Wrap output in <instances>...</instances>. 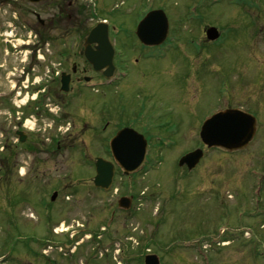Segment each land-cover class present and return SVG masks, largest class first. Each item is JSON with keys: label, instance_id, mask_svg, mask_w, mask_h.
I'll return each instance as SVG.
<instances>
[{"label": "rangeland", "instance_id": "374dc122", "mask_svg": "<svg viewBox=\"0 0 264 264\" xmlns=\"http://www.w3.org/2000/svg\"><path fill=\"white\" fill-rule=\"evenodd\" d=\"M69 1L73 4L64 14L73 19L61 21L62 0H0V246L10 233V248L16 247L20 263L44 264L41 252L53 258L57 250L54 245L42 248L40 240L48 234L46 228L57 224L54 234L72 226L70 237L85 240L76 252L78 264L97 249L99 259L90 264H120L121 258V264H143L134 251L145 252L147 244L161 264H264V0H95L98 17L91 14L89 1L65 3ZM151 9L166 13L169 41L142 49L134 31ZM36 13L47 25H40ZM99 18L121 30L117 64L125 77L103 89L115 95L110 113L125 111L132 120L142 114L155 125L146 133L152 138L146 165L129 178L117 172L119 194L138 197L125 214L120 240L109 246L98 245L89 230L97 227L96 213L116 203L119 195H103L93 186L96 159L110 158L107 145L98 142L113 132L84 133L81 128L87 113L95 119L89 127L101 130L99 109L89 114L87 107L83 113V104L77 108L72 94L64 96L57 115L34 113L32 123L27 122L41 139L51 136L55 143L60 138L62 149L18 151L17 158L10 157L11 133L20 126L11 112L18 107L11 97L13 86L28 73L31 82L48 77L44 65L53 69L58 61L61 34L64 68L79 61L67 47L80 46ZM209 25L221 31L218 43L204 44ZM24 42L29 48L20 50ZM142 54L152 59L143 60ZM229 107L257 116L255 139L240 152L207 149L199 136L201 125ZM196 148L205 153L196 169L179 167L180 157ZM54 190L55 203L50 199ZM7 212L15 214L19 231L10 228ZM103 216L104 211L99 218ZM120 248L124 252L116 259ZM18 256H10V264H18L11 263Z\"/></svg>", "mask_w": 264, "mask_h": 264}, {"label": "flooded vegetation", "instance_id": "af4514ba", "mask_svg": "<svg viewBox=\"0 0 264 264\" xmlns=\"http://www.w3.org/2000/svg\"><path fill=\"white\" fill-rule=\"evenodd\" d=\"M59 4H60L59 6L60 14L62 13L61 18H60L61 21L62 19H64L63 21L72 20L73 19L72 14L69 13L68 15H65L64 10H66L67 12L70 6L73 4V2L69 1L68 3H65V0H62V3H59ZM46 22L47 21L45 20L41 21L40 25L45 26L47 25ZM120 33H121L120 31L115 32L114 29L111 30V32L109 33V39L110 41L114 43L115 48H117L118 46V43H119L118 40H119ZM62 37L63 35L61 34L57 39L58 44L56 46V50H57L58 61L56 62L55 69L53 71L51 69H47L46 67L50 65L49 63H45L44 65L45 69L47 70L46 76L48 77L45 80H42V81L40 80V82L37 84L36 83L37 81L35 79L31 82V78L30 76H28L27 79H21L19 81V86H17V84L14 85L12 92H11V97L14 99L13 103L16 100H18V98L27 96V101L25 103L26 111L21 109L20 111L22 112L23 116L16 118L18 125L23 127L24 125L23 121H25L26 118L28 117L34 116V113L39 115L41 113H45L48 110V111H55V113L57 114L64 106V103L62 101L63 97L68 96V94L70 93L72 94L73 98L77 100L76 102L77 108H79L78 106L79 104L81 103L83 104L84 106L83 107L84 110L82 109L83 113L85 109H87L88 107L89 114L96 113L97 109H99L98 111L101 114L100 118L102 119L101 123L103 124H102L101 130H99L95 124L91 128L89 127V125L93 123L95 119H89L88 114L85 113L84 117L81 120L82 122L81 128L84 129V133H85V130L88 131L91 129L93 133L102 134V135L110 131V132H113L112 136H115V134L120 129L125 128V127H130V128L135 129L139 133L143 134L145 138L148 140V143L150 145L152 138L150 134L147 135L146 133L148 131L153 132L152 130L155 125L153 124V126H151L150 123L143 120L142 114L138 115L140 118H138V116H135L136 120H132V119H129L128 116H126L125 111L119 112V113L117 112L116 116H112V114L110 113L111 100L114 98L115 95L112 97L110 94H107L106 92H104L103 89L105 88L107 89L112 86H115L117 83L121 82L123 79H121V77L113 78V79L106 78L103 71L96 70L94 66L91 65L85 57L83 42L81 43L80 46L76 44L77 47L75 45H71L67 47V49L74 51L73 54L76 55L78 58H80V60L73 61L70 67L66 66V68H64V55H63L64 47L62 44ZM138 42L142 49H148V48L154 49L155 48V47L143 45L139 40ZM97 45L95 44L92 45L94 50H96ZM118 56L119 55L116 52L115 57H114V65L116 67L115 75H117V72H118V64H117ZM139 57L143 60L152 59V56L148 54L147 55L142 54ZM69 59H70L69 57L66 58L67 60L66 65H69L68 64ZM141 59L134 60V61L135 63H138ZM64 73L66 76L67 75L70 76V81H71L70 82V92L68 94H64L61 90L62 89V79H63ZM123 87L124 86H122L121 88ZM86 91H90V94L88 95ZM101 91L104 92L102 95L95 94V93H100ZM84 92L88 95L87 100H83L84 96L81 97V94L82 95L85 94ZM117 92H115V94ZM80 98L82 99L80 100ZM18 112L19 111H17V113ZM111 117H114V118L111 119ZM90 118H94V116H90ZM117 119H119L118 123H116ZM20 126H15L14 127L15 130L13 131V133H11L13 134L14 140L12 143H10V147L11 149L13 148L16 152L12 149L10 151V157L17 158L19 156L18 151L19 152L29 151L32 153H35V151L36 152L38 151V153H41L39 150L41 151L44 150L45 153H49V151L62 149L61 147L62 142L60 138L57 139L56 142L54 143L52 141L51 136L50 138L41 139V137L39 136L40 133L38 135L36 133L35 128L29 127L28 129H25V128H21ZM21 133H23V136L25 138L24 142L21 141V137H22ZM111 138L112 137H109L106 139L103 138L101 142H98V143L101 145H104V144L109 145ZM12 162L15 163L13 165L17 164L14 159H12ZM116 177L117 175L115 174L112 186L109 190L97 188L94 182H93V186L97 189L99 193L106 195V196L111 195L113 192L114 194H119V189L118 188L116 189L117 187ZM53 193H56L58 196L57 190H54ZM142 193L145 194L144 191H142ZM122 197H129L132 205L134 202H136V199H137V196L135 194H119L118 200L116 203L112 202L111 206L102 208L100 209V211L96 213V216L99 219V222L96 228L90 229L89 231L94 232V235L96 236L95 239L98 240V245L104 242L105 243L104 245L109 246L111 242H113V239L116 241L120 240V237L122 235L121 230L124 228L126 224V222H124L126 219L125 214L128 213L132 209V206L130 207L129 210H127L119 205V200ZM52 202L55 203L56 201L55 202L52 201ZM103 211H104V216L99 218V216L103 213ZM7 215H8V220L10 222V228L17 229L19 231L20 223L16 221L15 214L13 213L10 216V212H7ZM56 225L57 224H55L54 227H52L50 230L46 228V230L48 231V234L46 235V237L40 240V244H41V247L45 249L50 248V247L52 248V245H54L55 249L57 250V253L52 258L50 257V255H46L42 251L41 252L42 261L44 262V264H78L76 263V259L78 256L76 252H78L79 250L78 246L85 240L83 239L81 242H79L78 239L75 240L70 237L71 231L69 230L72 226L71 227L69 226L68 231L66 232L61 231V233H59V231L58 232L56 231L57 233L54 234L53 231L56 229ZM153 234H151V237L154 236ZM101 237L103 238L101 239ZM89 238H92V240H95L94 237H87L88 240ZM25 247L28 248L29 245H26ZM15 248H16L15 246L10 248V233H9L8 239L5 242H2L0 246L1 264H10V256L13 257V259L16 256H18L16 255L17 250ZM82 248L83 247H80L81 250ZM106 249L109 250V247H107ZM137 250L138 249L134 251V257L143 259L148 254V253L145 254L142 252H137ZM97 252L100 253V250L98 251L97 249ZM123 252L124 251L120 248L117 251L118 257L117 258L115 257V258L120 259L121 258L120 256H122ZM87 255L84 257V261L83 262L81 261L80 264H90V262L93 261L92 253L89 256ZM19 257L21 259V256L19 255L18 260L12 259L11 262H15V261L19 262L20 261ZM24 264H32V262L28 261L27 263H24ZM96 264H100V263L97 262Z\"/></svg>", "mask_w": 264, "mask_h": 264}, {"label": "water", "instance_id": "95a60500", "mask_svg": "<svg viewBox=\"0 0 264 264\" xmlns=\"http://www.w3.org/2000/svg\"><path fill=\"white\" fill-rule=\"evenodd\" d=\"M38 2L40 0H31ZM136 34L146 45H161L169 34V20L162 9L152 10L145 15L137 26ZM207 38L215 40L219 32L215 27L206 30ZM98 43L96 50L92 44ZM85 56L98 71L103 70L104 75L112 77L115 66L113 64L114 48L108 38V25L99 22L89 33L84 41ZM70 89V76L64 74L62 90ZM257 119L254 115L241 109H226L219 111L201 126L200 138L209 148H221L226 151H239L248 146L256 135ZM21 137V141L25 138ZM110 149L114 161L97 158L95 163L96 175L94 183L97 187L109 189L115 175L116 165L120 166L125 175H130L141 169L147 158L148 141L143 134L131 128H123L110 141ZM204 151L198 148L183 155L179 160V166H187L193 170L200 163ZM54 193L52 200L56 198ZM120 205L130 207V200L122 198ZM145 264H160L157 255H148Z\"/></svg>", "mask_w": 264, "mask_h": 264}]
</instances>
